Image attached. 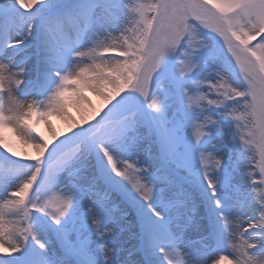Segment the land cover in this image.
Segmentation results:
<instances>
[{"label": "snow or ice", "instance_id": "obj_1", "mask_svg": "<svg viewBox=\"0 0 264 264\" xmlns=\"http://www.w3.org/2000/svg\"><path fill=\"white\" fill-rule=\"evenodd\" d=\"M46 0H11V11L0 16V124L11 127L33 151L42 149L37 160L31 155L18 157L0 137V257L19 254L20 264H100L90 257L92 239L103 264H111L116 249L106 237L120 235L134 242L137 251L132 264L143 257H162L161 264H201L185 251L186 238L201 231L199 214L186 183L185 174L206 192L216 217V230L195 241L205 264H217L220 257L261 264L264 260V87L250 75L259 66L254 59L264 52V34L252 43L239 42L231 14L211 8L212 0H119L104 3L92 0L67 8L40 23V56L43 68L34 82L26 75L25 64L10 58L9 50L29 46L35 20L23 19ZM244 14L264 17V0H235ZM5 4V0H0ZM236 11V9H233ZM123 13V16H121ZM115 28L121 39L135 36V46L113 66L119 72L134 65L132 79L105 100L94 116L69 128L67 133L47 144L37 139L28 123L30 111H45L57 106L58 97L69 76L73 60L83 62L91 51L115 46L112 31H97L82 46L86 34L100 21ZM23 25V35L19 30ZM205 33L218 42L217 53L231 77L235 92L228 103L216 102L215 79L200 75L198 37ZM173 63L169 64V61ZM106 66L97 64L98 70ZM16 72H12V69ZM20 70H23L21 72ZM82 72L90 71L86 66ZM67 73V74H66ZM21 75L23 81L21 82ZM37 91L31 96L25 88ZM13 85L14 88H10ZM31 97V103H27ZM39 97V98H38ZM249 98H251L249 100ZM244 106L251 117V128L241 127ZM219 117L230 121L238 141L237 167L244 171L246 190L230 177L224 159L211 144L212 129ZM188 129L191 152L178 162V144ZM155 135L160 142L162 163L153 179L149 165L141 159L151 152V143L140 151L145 137ZM118 151L136 152V158L117 155ZM11 157V160L8 159ZM99 158L107 173L124 182L131 190L132 205H139V219L113 205V189L106 184V173L93 167ZM19 162H28L18 164ZM196 172L193 173V169ZM172 169H181L180 172ZM65 173L69 175L66 176ZM223 173V182H221ZM75 177L78 183H74ZM159 185V191H157ZM223 190V194H221ZM86 193V211L74 215L77 195ZM134 194V195H132ZM170 214L165 221L164 213ZM34 216L48 221L41 228L55 244L50 251L34 223ZM71 217V219H69ZM108 217L113 226L105 221ZM159 222L158 224L156 222ZM139 225V227H137Z\"/></svg>", "mask_w": 264, "mask_h": 264}, {"label": "rangeland", "instance_id": "obj_2", "mask_svg": "<svg viewBox=\"0 0 264 264\" xmlns=\"http://www.w3.org/2000/svg\"><path fill=\"white\" fill-rule=\"evenodd\" d=\"M92 0H46L44 4L39 5L33 13L31 14H24L23 19H33L35 20V25L33 27L32 36L29 40V46L15 50H9V53L12 52L10 58L14 59L17 64H25L27 72L26 75L30 82H34L41 72V68H43V62L40 56V23L43 20H46L50 17L58 15L60 12L64 11L67 8L75 7V6H82L91 3ZM104 3H118L119 0H102ZM11 9V0H5V4H0V16H3L6 12H10ZM123 16V13H121ZM104 27H108V25L104 24L101 20L98 22L93 29H91L82 41V46L86 47L88 41L94 38L97 31H101ZM119 25L115 26V28H110L111 30H116ZM19 35H23V25H21V29L19 30ZM204 38L208 43V47L204 49L200 56V62L202 65V69L200 71V75H205L212 67L213 61H215V66L224 69V65L220 57L218 56L217 49H218V42L214 36L211 34L205 33ZM171 64V60L169 61ZM25 91L31 96H37V91L31 87V83L25 88ZM91 95V94H89ZM39 98V97H38ZM94 104L97 108L101 107V101L98 98H93ZM73 115H77L76 112H73ZM77 119L79 116L77 115ZM219 127H215L212 129V139L211 143L208 147H211V144L216 145V152L220 155L226 164L230 177L233 181H239V186L246 190V185L244 183V171L243 167L240 166L239 170H235L237 167V158H238V141L235 140L232 131L229 127L230 121L226 120L223 117H219ZM53 123L57 127L58 130L63 132H67L68 126L63 122L59 121L56 118H53ZM37 131L41 132L45 137L51 140V137L47 135L46 129L43 128L41 125L36 129ZM20 139V138H19ZM148 143H151V152L149 155L141 159V163H147L149 165V173L148 178L151 180L157 174V170L160 167L162 160L160 158V151L161 146L159 139L153 135L151 137H145L142 144L139 145L140 151L144 150V146ZM20 144L15 149L18 157H24L28 155H33V149L23 143L20 139ZM8 145V144H7ZM179 153L178 155L181 159L178 160L179 163L183 164L184 160L183 157H186L192 150L191 148V138L188 132V129L185 128L184 132L181 136V141L178 144ZM117 155L128 158L134 159L136 158V152H122L118 151ZM0 156H6V154H0ZM11 160V157H8ZM95 159V160H94ZM92 160L93 167L100 169L101 172L106 173V184L109 188L113 189V205L120 206L121 211L129 210V215L136 217L137 220L139 219L137 211H131L130 208L135 207L139 209V205H132V198L129 196L131 192L130 189L127 188V185L124 184L123 181L112 177L110 173H107V170L103 164V162L99 158H94ZM18 164H26L28 162H19ZM172 171L180 172L181 169H172ZM196 172V169H193V173ZM68 176V173H65ZM221 175V182H223V173ZM73 179L74 183H78L75 177H69ZM184 182L186 183L190 194L192 195L193 201L196 204L197 212L199 214V220L201 225V231L193 232L189 234L186 238V246L185 251L193 257L194 259H198L201 262H205V258L201 257L197 251V247L195 245V241H199L202 236L204 235H213L216 230V217L212 210V205L208 199L204 188L195 182V176H188L187 174L182 177ZM5 185L0 182V195L4 194ZM159 185H157V191H159ZM221 194H223V190H221ZM86 193L81 192L77 195V208L74 211V215H80L82 212L86 211L87 199ZM134 195V194H132ZM165 221H168L170 218V214L165 212L164 213ZM71 219V217L69 218ZM106 223L109 226H113L112 221L105 217ZM34 223L36 228L41 233L42 239H44L48 245L50 251L55 249V244L52 241L48 232L41 228L42 224H48L49 222L46 221L45 218L41 216H34ZM159 223L158 221L156 222ZM139 227V225H137ZM92 243V252L90 253V257L100 261V264H103L102 258L98 255V248L95 244V236L91 237ZM105 243L116 249V254L112 257L111 264H132L133 258H135L136 254V247H134V242L129 241L125 236L120 235V229L116 228V235H110L106 237ZM20 256L19 254L14 257L3 258L0 257V264H20ZM162 257L158 254L156 255H148L143 257L138 264H161Z\"/></svg>", "mask_w": 264, "mask_h": 264}, {"label": "clouds", "instance_id": "obj_3", "mask_svg": "<svg viewBox=\"0 0 264 264\" xmlns=\"http://www.w3.org/2000/svg\"><path fill=\"white\" fill-rule=\"evenodd\" d=\"M211 8H220L231 14L232 24L237 30V37L234 39L237 43L248 42L252 43L251 33L255 29H259L255 32L256 38L258 39L261 34H264V17L256 18L249 17L244 14L243 9L240 8L239 4L235 0H212L209 5ZM236 9V11H233ZM106 31H112L108 27H104L101 30L103 34ZM113 35L115 36V46L111 49H102L91 51L89 54L84 56L83 62L73 60L68 66V72L71 73L67 82L64 83L63 91L58 97L57 106L54 109L45 111L44 108L38 107L37 109L30 111L28 115V123L32 130V134L39 140L50 144L54 138L59 137L61 134L67 133L58 130L53 123V118L59 121H63L67 126V131L74 125H79L84 120L88 119L89 116H94L97 111L101 110L104 106V102L109 98V93L113 95L118 91L124 84L129 83L132 79V70L134 65H129L128 69L123 72H119L114 69L113 66L117 64L118 59L122 56L127 58L121 49H128L135 46V36H131L129 39H121L119 28H117ZM198 46L206 49L209 45L204 36H199ZM85 48H89L87 45ZM258 61V68L250 75L255 82L264 87V52H259L254 57ZM100 64L106 66L100 70L96 68V65ZM87 67L90 71L82 72V67ZM23 72V70H20ZM12 72H16V69H12ZM67 74V73H66ZM210 78L215 79L214 91L216 95V102L220 103L221 106L228 103L229 99L233 98L235 92L234 86L231 83V77L224 69L215 66L213 61V67L207 72ZM21 82L23 76L20 77ZM10 88H14L13 85H9ZM91 94V95H89ZM93 98H98L102 103L101 107L97 106L93 102ZM31 97L27 103H31ZM251 98H249L250 100ZM73 112L77 115H73ZM238 115H243L244 119L240 121L241 127L245 129L251 128L252 125L248 123L251 119L246 114L244 106H241L237 112ZM46 129L47 135L51 137V140L47 139L45 135L36 129L40 126ZM5 126L0 124V130H3ZM42 149L34 151L31 155L37 160L40 158V152ZM0 247H3L0 245ZM208 264H212L209 261ZM217 264H244L243 258L240 261L232 259L230 256L220 257ZM264 264V260L261 261Z\"/></svg>", "mask_w": 264, "mask_h": 264}, {"label": "bare ground", "instance_id": "obj_4", "mask_svg": "<svg viewBox=\"0 0 264 264\" xmlns=\"http://www.w3.org/2000/svg\"><path fill=\"white\" fill-rule=\"evenodd\" d=\"M0 137H3L5 142L8 144V147L15 151L16 147L20 144V139L17 136L16 132L11 129V127L4 128L3 130H0ZM201 264H205V262H201Z\"/></svg>", "mask_w": 264, "mask_h": 264}]
</instances>
